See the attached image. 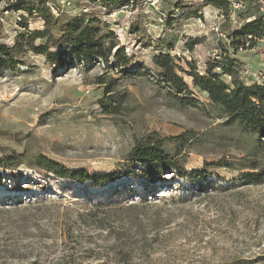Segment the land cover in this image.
Here are the masks:
<instances>
[{"label":"rangeland","instance_id":"obj_1","mask_svg":"<svg viewBox=\"0 0 264 264\" xmlns=\"http://www.w3.org/2000/svg\"><path fill=\"white\" fill-rule=\"evenodd\" d=\"M17 1L0 0V45L43 30L59 39L36 13L12 9ZM19 1L45 6L59 25L95 19L104 46L121 47L129 65L117 67L116 48L109 66L68 60L65 46L48 49L62 66L27 48L0 56V264H264V182L244 179L264 174V136L226 121L185 75L194 102L181 103L151 62L168 52L204 75L238 14L227 20L203 0H115L108 13L99 0ZM254 44L230 51L247 85L264 84V45ZM153 145L175 167L138 178L131 151ZM38 156L118 178L103 187L59 179L33 165Z\"/></svg>","mask_w":264,"mask_h":264},{"label":"trees","instance_id":"obj_2","mask_svg":"<svg viewBox=\"0 0 264 264\" xmlns=\"http://www.w3.org/2000/svg\"><path fill=\"white\" fill-rule=\"evenodd\" d=\"M88 1L94 5L98 0ZM108 1L112 2V4L108 3ZM203 1L205 5L217 9L221 17H225L227 20L230 19L231 4L228 0ZM99 2L105 6L107 13L121 6L115 0H99ZM13 5L12 9L15 11L28 13L29 15L36 13L46 26L57 27L60 37L53 42L54 38L48 37L47 30L18 33L12 48L0 45V56L12 61L15 54L27 48L35 55L44 56L48 61L62 66L66 65L65 59H61L60 56L48 49L49 46H65L68 60H72L75 57L78 61L89 64L93 59L97 58L109 66L108 59L117 45L104 46V36L95 24V19L83 20L74 17L70 22L59 25L45 6L37 9L34 5H29L19 0ZM245 5L244 1V8L237 13L238 19L242 24L232 33L225 36L228 48L220 49L219 54L216 55L217 58H210L207 61L204 75H199L196 72V64L194 62L184 61L187 67L185 69L168 52L154 55L151 62L157 69L156 77L181 103L191 104L194 102L193 99L189 98L193 92H191L184 80L183 76L185 75L192 78L193 86L206 95L210 105L214 106L226 121L231 124L235 123L241 127V130L260 138V136H264V84L247 85L242 83L239 79L236 60L231 58L230 55L242 49L252 48L257 40H260L264 45V12L261 11L264 0H248L246 7ZM20 25H22V28H26V24ZM43 39H45V44L33 45L35 40ZM198 43L199 40L196 39L186 43L185 46L187 50H192ZM169 47L170 49L172 48L171 46ZM112 58L118 63V68H125L129 65L128 58L121 47L115 49ZM227 77H229V80H227ZM101 84H104V82ZM107 92L109 91L107 90ZM180 95H182V98ZM116 107L113 108L114 110H106L107 105H101L100 108L106 113H115V111L120 109V105L118 104ZM130 157H132L133 163L140 167L137 173L138 178L148 179L154 170L160 173L163 170L174 169L175 167L168 154L159 145L134 148ZM33 165L40 168L43 173H51L59 179H70L75 183H88L92 187L106 186L109 182L118 178L114 174L92 176L86 171L71 172L42 156L35 157ZM202 173V171L196 172L194 175L204 179L205 175ZM244 179H252L261 184L264 182V174H247Z\"/></svg>","mask_w":264,"mask_h":264},{"label":"built area","instance_id":"obj_3","mask_svg":"<svg viewBox=\"0 0 264 264\" xmlns=\"http://www.w3.org/2000/svg\"><path fill=\"white\" fill-rule=\"evenodd\" d=\"M231 4V17L234 18L235 17V13H238L241 11V9L243 8V1H239V0H228ZM261 11L264 12V5L261 6ZM213 30H215L217 33L218 37H223V35L221 33H219V30L215 27ZM217 54H213L212 58H217L216 56Z\"/></svg>","mask_w":264,"mask_h":264}]
</instances>
